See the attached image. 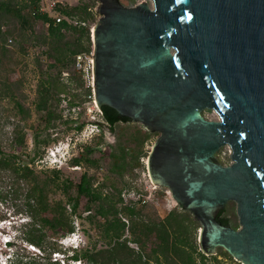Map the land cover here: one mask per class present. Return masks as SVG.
<instances>
[{
	"label": "water",
	"instance_id": "95a60500",
	"mask_svg": "<svg viewBox=\"0 0 264 264\" xmlns=\"http://www.w3.org/2000/svg\"><path fill=\"white\" fill-rule=\"evenodd\" d=\"M152 2L98 1L95 101L159 134L149 177L200 223L204 254L264 264V0ZM229 201L237 229L217 220Z\"/></svg>",
	"mask_w": 264,
	"mask_h": 264
},
{
	"label": "rangeland",
	"instance_id": "374dc122",
	"mask_svg": "<svg viewBox=\"0 0 264 264\" xmlns=\"http://www.w3.org/2000/svg\"><path fill=\"white\" fill-rule=\"evenodd\" d=\"M19 1L15 0L17 3ZM142 1L153 7L152 0H120L125 6H134ZM38 5L43 7V14L45 13L50 19L61 17L67 19L72 25H80L77 23L79 21L77 16L65 17L60 10L69 11L72 7L89 6L87 11L90 12V17L84 22L85 27L90 29V38L94 24L99 19L96 10L98 0H40ZM22 11L27 13L28 10L25 8ZM3 23L5 24L2 25V31L10 29L13 33L8 35L12 41H7V46L0 40V46L3 45L6 49L0 50V57H2L0 61V147L3 151L17 154L19 159L29 163V167L36 174L54 177V180L57 177L56 181L67 179L78 182L82 175H87L92 179V189L112 200L102 203L107 217L111 216L113 209L116 208L115 203L118 197L122 198L125 204L133 203L140 209L145 220L162 219L171 209L178 208L169 189L153 183L149 177L148 155L159 134L148 132L138 122H118L114 131L109 129L92 97V80L82 74L80 78L79 72L72 67L73 54L70 50L75 48L72 38L76 34L62 31L64 37L61 41L58 43L57 40H53V43H50L44 38L48 28L47 22L44 23L43 20H32V27L24 31H20V23L7 14L3 18ZM91 46L93 47L92 39ZM46 74L58 78L62 83L69 80L71 91L76 95L79 104L70 108L69 98L65 95H57L50 86L46 107L39 108L38 87L45 80ZM46 111L53 112L50 121L47 120ZM202 115L209 120H218L217 113L212 109L203 110ZM77 119L84 122L81 130L68 129ZM98 123H101V126H98ZM35 132L39 133L42 139L48 138L49 142L51 139L55 140L48 145H42L40 150L42 154L31 162L33 151L31 137ZM21 135L24 137L23 144L15 140L16 136L18 138ZM108 145H112L114 149L111 155L108 153ZM87 148L92 149V152H86ZM99 149L104 151L103 155L100 154ZM51 152L55 155L52 156ZM229 152L230 147L225 145L216 152L214 159L217 162L219 159L221 161L219 163L229 164L231 162ZM74 158H79L80 163L72 166ZM8 176V171L0 169V189L3 191V199L0 200V219L5 220V224H0V262L10 264L17 262L21 256H26L22 259L23 261H34L39 254L38 248L26 241L23 244L18 240L20 235L22 236L31 228L30 210L22 197L16 198L9 192ZM51 197L55 200L61 199L66 205L67 212L72 213L71 206L69 207L67 203L70 202L69 197L75 198L73 189H69L68 195L65 196L62 187L53 185ZM96 208L88 200L80 199L76 211L86 216L88 209L96 210ZM223 214L230 218V226L239 228L236 204L233 201L227 202ZM105 217L98 216L96 219L103 222ZM71 218L74 221V232L78 236L76 247L93 246L94 243L101 247L105 243L95 224L81 225L74 214ZM82 226L89 229L92 240H87L81 234ZM199 231L200 228L196 234L197 242ZM46 233L51 235L48 230ZM68 235L57 238V244L62 252L51 255L52 260L56 258L60 264H75L65 258L71 255L72 249L76 248L71 239L65 238ZM125 235L130 237L129 231H126ZM4 239H10L11 244L6 245ZM29 245L34 246L35 250L30 249ZM204 255L207 264H213L212 256L214 255L216 259L228 264H242L220 247L216 248L214 254Z\"/></svg>",
	"mask_w": 264,
	"mask_h": 264
},
{
	"label": "trees",
	"instance_id": "16d2710c",
	"mask_svg": "<svg viewBox=\"0 0 264 264\" xmlns=\"http://www.w3.org/2000/svg\"><path fill=\"white\" fill-rule=\"evenodd\" d=\"M39 1L20 0L19 4L15 0H0V40L5 46H7V41H12L11 38H8V35L13 34L12 30L5 29L2 31L1 29L2 25L5 24L3 23V18H5L6 14L12 16L20 23V31L31 28L32 20H43L44 23H49L47 34L44 35V38L50 43H53V40H57L59 43L64 37V31H68L73 35L76 34L72 38L75 48L70 50V53L73 54V67L75 54L80 52L89 53L91 51L90 29L83 25H72L67 19H62L59 23L54 24L55 19H50L45 13H38ZM25 8L28 10L27 13L22 11ZM88 8L89 6L83 5L82 7H72L69 11L63 9L60 11L65 17L74 15L77 16L79 21L84 22L90 17V12L87 11ZM0 50L5 51L6 49L1 45ZM79 74L81 78L82 75L81 73ZM44 79L38 87L39 108L46 107L50 86L57 95H65L69 98L68 106L70 108L79 104L76 100V95L71 91L69 80L62 83L58 78L48 74L44 76ZM46 114L47 120L50 121L53 112L46 111ZM101 116L111 131H114L116 123L128 122L127 117L119 116L109 106L101 108ZM83 124V121L77 119L68 129L79 131ZM97 125L101 126V123ZM31 139L33 147L31 162H34L35 158L42 154V151H40L42 145H48L55 140L51 139L49 142L48 138L42 139L37 132L33 133ZM15 140L19 144L24 143L22 135L18 136V138L16 136ZM108 149V153L110 155L113 154L112 145H108ZM85 151L91 153L92 149L87 148ZM99 151L101 155L104 154L101 149ZM19 158L17 154L6 153L0 147V169L9 173V192L16 198L22 197L30 210L29 216L32 224L31 228L23 233V239L35 245L39 250V254L37 260L23 261L22 259L26 256H21V259L17 262H11L10 264H60L57 259L52 260L51 255L52 253L62 252V249H59L57 244V238L74 232L75 226L71 218L72 214L76 216L81 225L84 223L95 224L96 229L105 239V243L101 247L96 246L95 243L93 246L76 247L72 249L71 255L65 257L66 260L79 261L80 264H207L205 261L206 256L198 248L196 237L200 223L193 218L189 211L179 207L173 208L162 219L145 220L140 209L136 208L133 203L125 204L122 198L118 197L115 203L116 208L113 209L111 216L107 217L102 203L106 200H112L108 196H102L100 192L92 189V179L90 177L82 175L78 182L67 179L60 181L58 179L56 181L57 177L54 180V177L36 174L29 167L28 162ZM218 162L221 161L218 159ZM79 163L80 159L74 158L72 166ZM53 185L62 187L65 196L68 195L69 189L74 190L75 198L69 197L70 202L67 203L69 207L71 206L72 213L67 212L66 205L61 199L55 200L51 197ZM2 199L3 191L0 189V200ZM80 199L88 200L97 207L96 210L88 209L86 216L78 213L76 208ZM118 204L119 207H117ZM98 216L106 217L103 222H99L96 219ZM217 220L224 225L230 226V218L222 212H219ZM46 230L51 233L50 236L46 233ZM126 231H129L130 237L125 235ZM80 232L87 240L93 239L89 229L82 226ZM212 259L213 264H228L225 261L216 259L215 255L212 256Z\"/></svg>",
	"mask_w": 264,
	"mask_h": 264
},
{
	"label": "built area",
	"instance_id": "2783aa9c",
	"mask_svg": "<svg viewBox=\"0 0 264 264\" xmlns=\"http://www.w3.org/2000/svg\"><path fill=\"white\" fill-rule=\"evenodd\" d=\"M38 13H42L43 14V7H38ZM62 20L61 17H56L55 18V23H59ZM77 23H79L80 25L85 26V22H81L78 21ZM46 26H49V23H46ZM91 39H92V32H91ZM73 68L78 71L79 73H81L83 76L87 75L88 77H90V79H93V72H92V68H93V49L89 52H80L74 55V61H73ZM66 75V73H64ZM93 83V82H92ZM92 89H93V85H92ZM93 92V91H92ZM92 97L94 98V93H92ZM94 102H95V98H94ZM101 112V111H100ZM52 156H54V152L50 153ZM229 158H230V152H229ZM56 254V253H53ZM56 260V258L54 259ZM58 260V259H57ZM75 264H80L79 261H73Z\"/></svg>",
	"mask_w": 264,
	"mask_h": 264
},
{
	"label": "clouds",
	"instance_id": "9594fccd",
	"mask_svg": "<svg viewBox=\"0 0 264 264\" xmlns=\"http://www.w3.org/2000/svg\"><path fill=\"white\" fill-rule=\"evenodd\" d=\"M0 224H5V220H2V219H0ZM16 236H18V234H15ZM66 239L67 238H70V239H72V241H73V244H74V246L76 247V239L78 238V236H77V234H76V232H73V233H70L67 237H65ZM18 240H20V242L21 243H25V240L23 239V235L21 236L20 235V237L18 238ZM6 245L8 244L9 245V243H11V240L9 239V242L8 243H6V242H4ZM1 264V263H0Z\"/></svg>",
	"mask_w": 264,
	"mask_h": 264
},
{
	"label": "flooded vegetation",
	"instance_id": "af4514ba",
	"mask_svg": "<svg viewBox=\"0 0 264 264\" xmlns=\"http://www.w3.org/2000/svg\"><path fill=\"white\" fill-rule=\"evenodd\" d=\"M99 1V0H98ZM100 17V16H99ZM93 48V47H92ZM120 116V115H119ZM122 117V116H121ZM129 122V121H128ZM215 160V159H214ZM216 161V160H215ZM224 208H225V206H224ZM224 208L223 209H221L219 212H222L223 213V211H224ZM219 214V213H218ZM218 216V215H217ZM221 223V222H220Z\"/></svg>",
	"mask_w": 264,
	"mask_h": 264
},
{
	"label": "bare ground",
	"instance_id": "6f19581e",
	"mask_svg": "<svg viewBox=\"0 0 264 264\" xmlns=\"http://www.w3.org/2000/svg\"><path fill=\"white\" fill-rule=\"evenodd\" d=\"M95 105H97L96 101H95ZM154 183V182H153Z\"/></svg>",
	"mask_w": 264,
	"mask_h": 264
}]
</instances>
